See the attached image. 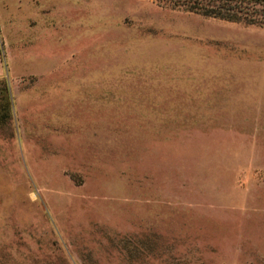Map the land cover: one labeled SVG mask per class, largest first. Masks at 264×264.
<instances>
[{
    "label": "rangeland",
    "instance_id": "1",
    "mask_svg": "<svg viewBox=\"0 0 264 264\" xmlns=\"http://www.w3.org/2000/svg\"><path fill=\"white\" fill-rule=\"evenodd\" d=\"M256 12L0 0V264H264Z\"/></svg>",
    "mask_w": 264,
    "mask_h": 264
},
{
    "label": "trees",
    "instance_id": "2",
    "mask_svg": "<svg viewBox=\"0 0 264 264\" xmlns=\"http://www.w3.org/2000/svg\"><path fill=\"white\" fill-rule=\"evenodd\" d=\"M171 5L180 6L192 12L215 16L230 21L247 23H263L257 18L260 8L264 10V0H166ZM264 15V14H263ZM262 17V16H261ZM3 112H0V123L4 122Z\"/></svg>",
    "mask_w": 264,
    "mask_h": 264
},
{
    "label": "crops",
    "instance_id": "3",
    "mask_svg": "<svg viewBox=\"0 0 264 264\" xmlns=\"http://www.w3.org/2000/svg\"><path fill=\"white\" fill-rule=\"evenodd\" d=\"M0 76H2V71H1V67H0Z\"/></svg>",
    "mask_w": 264,
    "mask_h": 264
}]
</instances>
